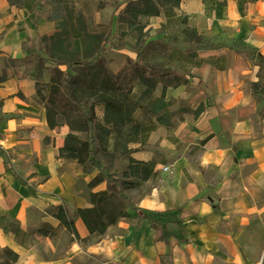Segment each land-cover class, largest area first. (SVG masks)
<instances>
[{"label":"crops","instance_id":"obj_1","mask_svg":"<svg viewBox=\"0 0 264 264\" xmlns=\"http://www.w3.org/2000/svg\"><path fill=\"white\" fill-rule=\"evenodd\" d=\"M140 2L74 0L93 23L108 28L102 56L114 72L130 58L146 65L161 60L150 44H167L185 57L165 56L164 65L186 82L157 89L174 103L171 117L128 144L116 167L125 168L129 157L155 162L156 174L130 193L127 210H177L183 228L156 240L149 219L122 217L82 242L48 212L65 204L79 236L90 237L83 212L93 205L89 193L108 185L89 186L99 168L85 172L78 159L61 156L69 126L49 125L47 100L36 86L29 58L40 52L41 35L58 30L56 21H35L26 7L0 0V147L6 150L0 215L19 227L0 225V264L8 262V247L17 253L10 264H161L167 255L173 264H264V0H153L159 14L125 11ZM32 3L40 14L47 8L46 0ZM188 31L210 41L190 39ZM190 52L195 55L187 59ZM49 77L46 69L43 81Z\"/></svg>","mask_w":264,"mask_h":264},{"label":"trees","instance_id":"obj_2","mask_svg":"<svg viewBox=\"0 0 264 264\" xmlns=\"http://www.w3.org/2000/svg\"><path fill=\"white\" fill-rule=\"evenodd\" d=\"M12 4L26 7L33 18L53 19L58 30L55 33H45L39 38V61L37 68L49 67L50 77L46 81L36 80V86L47 100L46 115L51 127L68 124L70 131L65 138V146L61 156L78 159L85 172L91 173L99 168V172L89 182L93 187L107 181L104 190L89 193L92 207L84 209V215L93 229L90 237L79 236L74 226L73 215L65 204L51 205V212L60 220V226L71 230L78 240L92 241L104 234L108 226L117 223L122 217L140 216L151 221L156 231V240H164L171 235H177L183 228L184 218L177 210L165 211L146 210L134 207L140 213H130L127 208L132 202L130 193L143 189L144 182L154 176L155 162H145L129 157L128 165L118 170L117 163L123 155H128V144L144 140L157 123L168 120L165 115L167 102L157 94L158 85L176 86L185 83V75L170 66L161 67L151 63L141 64V60L128 59L118 72L108 67L107 59L102 56L108 28L95 24L80 9L74 0H46L47 8L39 13L33 7V1L10 0ZM162 3H175L179 0H160ZM42 6L41 4H39ZM125 11L132 16L159 14L160 8L153 0L128 4ZM187 36L197 42L204 41L196 32L188 31ZM152 56L162 54L172 56L178 54L185 59L181 51H168L167 44L161 43L148 47ZM157 52V54L154 53ZM242 55L247 52L238 49ZM41 53L45 54L41 56ZM195 55L190 52L187 56ZM29 62L33 64L32 57ZM49 62L50 65L45 66ZM264 65V61L262 63ZM61 66H66L62 68ZM137 83L147 86L141 99L147 96V102L141 104L134 101L132 95ZM86 101V102H85ZM102 106L104 116L96 114V106ZM144 112V118L137 117V111ZM4 117L0 116V123ZM85 132V137L81 133ZM6 155V150L0 147V156ZM8 162V160H7ZM11 167H9L10 169ZM7 217L0 215V225L3 229L17 232L18 224L6 221ZM56 234L57 229L51 228ZM4 256L16 260L17 253L11 248L4 249ZM169 256H161V264H173Z\"/></svg>","mask_w":264,"mask_h":264},{"label":"rangeland","instance_id":"obj_3","mask_svg":"<svg viewBox=\"0 0 264 264\" xmlns=\"http://www.w3.org/2000/svg\"><path fill=\"white\" fill-rule=\"evenodd\" d=\"M181 21L185 20V19H180ZM204 41L208 42L210 41L209 38H206ZM38 55H35L32 57V61H33V64H34V68H35V75L37 76V79L38 80H42L44 79V76H45V70L48 69L49 70V67H43V68H37L36 66V63L39 61V57H37ZM167 57V56H166ZM149 62V60H148ZM152 65H157L159 67L163 66L164 63H165V56L164 57H161V60H156L155 61L153 60V62H150ZM37 71L39 72L37 74ZM147 86L144 85L143 83H137V85L135 86V92L134 94L132 95V98L134 99V101H137L141 104H145L147 102V96H144L143 98L144 99H141V96L143 95V92L146 90ZM86 102V101H85ZM174 107V103L173 102H169L168 105L166 104V108H165V115L168 117H171V114L172 112H170V109ZM95 111H96V114H98L99 117H103L104 116V110L102 108V106H96L95 108ZM137 117L139 119H143L144 118V112H142L141 110H138L137 111ZM82 136L85 137L86 133L83 132L81 133ZM134 213H140L141 214V211L137 210L136 212ZM5 254V251H3V255Z\"/></svg>","mask_w":264,"mask_h":264}]
</instances>
